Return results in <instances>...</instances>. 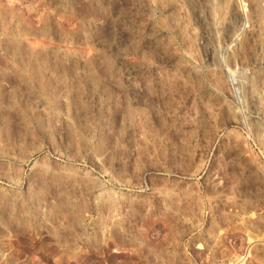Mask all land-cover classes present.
I'll use <instances>...</instances> for the list:
<instances>
[{
  "label": "rangeland",
  "instance_id": "374dc122",
  "mask_svg": "<svg viewBox=\"0 0 264 264\" xmlns=\"http://www.w3.org/2000/svg\"><path fill=\"white\" fill-rule=\"evenodd\" d=\"M0 264H264V0H0Z\"/></svg>",
  "mask_w": 264,
  "mask_h": 264
},
{
  "label": "bare ground",
  "instance_id": "6f19581e",
  "mask_svg": "<svg viewBox=\"0 0 264 264\" xmlns=\"http://www.w3.org/2000/svg\"><path fill=\"white\" fill-rule=\"evenodd\" d=\"M30 149L31 150L28 151V153H26V156H24V157L23 156L19 157L21 154L18 151V154H20L19 156H17L20 159L18 161H19V164L21 163L22 166L24 164L26 165V163H28L29 161H31L32 159L37 157L36 160L34 161V165L36 168L39 166L38 168L40 169V172H42V175L44 174V176L45 175L49 176V177H51V179H53V178L58 179L61 182L64 181V183L66 182V183H69V185H72L71 187H73V186L78 187V188H80V190L81 189H84L87 191L96 190L99 198L100 197H111L116 193V192H114V190H115L114 186L115 185L114 186L108 185V182L110 180L109 181H103L104 178L101 179V176L97 175L96 170H97V168L100 167L99 166L100 164L98 161H96L97 160L96 158H95V160H92L93 158L90 159V158L86 157V155H83L82 153H80L79 151H76L79 153H76V152L75 153H72V152L66 153V151L64 152L57 147H54V148L50 147L49 149L46 150L43 147H40V146L35 147L34 146V148H30ZM6 152H8V150ZM21 153L23 154L24 152L22 151ZM83 153L85 154V152H83ZM12 156H11V158H12ZM15 157H13L12 160ZM91 157H92V155H91ZM17 164H18V162H17ZM15 167H17V166H15ZM38 168H37V170H39ZM100 171H102V170H100ZM105 171L106 170H104L102 172L105 173ZM63 213H65V212H63Z\"/></svg>",
  "mask_w": 264,
  "mask_h": 264
}]
</instances>
